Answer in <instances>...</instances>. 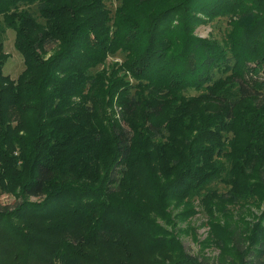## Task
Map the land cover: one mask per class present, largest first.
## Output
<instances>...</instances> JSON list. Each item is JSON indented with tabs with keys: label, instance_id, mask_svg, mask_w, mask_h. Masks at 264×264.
Wrapping results in <instances>:
<instances>
[{
	"label": "trees",
	"instance_id": "16d2710c",
	"mask_svg": "<svg viewBox=\"0 0 264 264\" xmlns=\"http://www.w3.org/2000/svg\"><path fill=\"white\" fill-rule=\"evenodd\" d=\"M106 1L0 0V198L17 201L0 205V264H106L99 243L130 264H264V212L251 232L219 227L237 262L158 222L218 182L224 201H264V0ZM220 16L222 43L194 34Z\"/></svg>",
	"mask_w": 264,
	"mask_h": 264
},
{
	"label": "rangeland",
	"instance_id": "374dc122",
	"mask_svg": "<svg viewBox=\"0 0 264 264\" xmlns=\"http://www.w3.org/2000/svg\"><path fill=\"white\" fill-rule=\"evenodd\" d=\"M107 7L114 12L121 4V0H107ZM232 19L230 16L216 17L195 26L194 34L203 38H210L222 43L232 31ZM16 33L9 29L7 30L4 38V52L9 56L8 62L5 66V74L9 75L12 79H17L18 76L24 71V60L21 54L16 50L15 46ZM49 54L54 52L51 46L47 49ZM124 61V55L118 53L107 59L106 63L96 69V72L107 70L110 72L111 67L116 63L121 64ZM200 93L195 90H189L187 96H198ZM138 121L143 119L140 115ZM216 194L208 195L209 191L204 190L199 196L201 198H187L185 200H177L172 203L169 211V222L158 221L160 224L181 243L185 251L193 256H203L209 258L210 263L216 259L229 262L231 260L237 262L238 257L230 255L229 249L232 243L229 238L225 237L224 233L220 231L219 227L230 226L233 230L245 231L249 229L251 232L255 224L261 220L264 212V201L250 203L232 204L229 201L222 200L221 195L228 191L222 183H214L210 185ZM208 195L205 197V195ZM203 198V199H202ZM36 201L37 199H33ZM17 201L13 196L4 195L0 198V205L2 206H15ZM214 232V242L209 238ZM220 231V232H219ZM217 241H223L224 245L228 247L222 251L217 245ZM88 250L87 247L83 248ZM81 249V251H84ZM97 252L106 264H123L124 262L118 261L120 256V248L115 245H108L99 243ZM130 264V263H124Z\"/></svg>",
	"mask_w": 264,
	"mask_h": 264
}]
</instances>
